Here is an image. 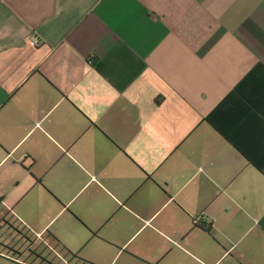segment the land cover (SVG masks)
Segmentation results:
<instances>
[{
    "label": "crops",
    "instance_id": "0c3cea01",
    "mask_svg": "<svg viewBox=\"0 0 264 264\" xmlns=\"http://www.w3.org/2000/svg\"><path fill=\"white\" fill-rule=\"evenodd\" d=\"M0 223L264 264V0H0Z\"/></svg>",
    "mask_w": 264,
    "mask_h": 264
},
{
    "label": "rangeland",
    "instance_id": "374dc122",
    "mask_svg": "<svg viewBox=\"0 0 264 264\" xmlns=\"http://www.w3.org/2000/svg\"><path fill=\"white\" fill-rule=\"evenodd\" d=\"M26 204L31 205L29 200ZM13 224L0 223V264H75L77 251L69 254L34 227Z\"/></svg>",
    "mask_w": 264,
    "mask_h": 264
},
{
    "label": "built area",
    "instance_id": "2783aa9c",
    "mask_svg": "<svg viewBox=\"0 0 264 264\" xmlns=\"http://www.w3.org/2000/svg\"><path fill=\"white\" fill-rule=\"evenodd\" d=\"M39 43H40V41H39L38 39H36V38H34V39H32V40L30 41V44H31L32 46H37V45H39Z\"/></svg>",
    "mask_w": 264,
    "mask_h": 264
}]
</instances>
